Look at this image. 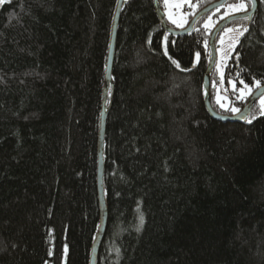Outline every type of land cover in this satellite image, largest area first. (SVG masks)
Masks as SVG:
<instances>
[{
	"label": "trees",
	"instance_id": "obj_1",
	"mask_svg": "<svg viewBox=\"0 0 264 264\" xmlns=\"http://www.w3.org/2000/svg\"><path fill=\"white\" fill-rule=\"evenodd\" d=\"M217 1L193 0L188 24ZM240 1L248 12L250 1L230 3ZM257 1L251 22L232 23L247 30L226 68L227 81L252 87L264 86ZM117 3L0 4V264H90ZM224 10L176 37L162 28L154 0L125 1L108 95L109 221L97 264H264V116L222 123L204 102L214 31L206 23Z\"/></svg>",
	"mask_w": 264,
	"mask_h": 264
},
{
	"label": "water",
	"instance_id": "obj_2",
	"mask_svg": "<svg viewBox=\"0 0 264 264\" xmlns=\"http://www.w3.org/2000/svg\"><path fill=\"white\" fill-rule=\"evenodd\" d=\"M125 1L126 0H118V3H117L116 12H115L114 20H113L110 49H109L106 75H105L103 107H102V115H101L99 140H98V175H97V187H98L101 221H100L99 231H98V234H97L94 246H93L90 264H97L100 248L104 241L107 227H108V221H109V212H108V206H107L106 189H105V181H104L105 179V140H106V131H107V121H108L109 113H110L111 106H112V103L110 107L108 106V95H109L110 88L114 87L113 66H114V60H115V54H116L119 25H120V20H121ZM231 1L232 0H220V1H217L207 6L206 8L201 10L199 13H197L194 16V18L191 20V22L188 24V26L182 31L175 30L168 24L164 10L162 8L161 0H154V6H155L156 14L159 18V22L162 28L165 30V32L171 36L181 37V36H186L192 33L200 20H202L203 18H205L212 12L225 7ZM248 1H250L252 4L251 9L248 12L229 17L226 20L222 21L214 29V31L212 32L211 38H210V47H211L212 57L208 65V68L206 70V74H205L204 102H205L206 109L209 115L211 116V118L214 119L215 121L222 122V123H243L245 122V120L239 119V116L242 113H246L251 104L256 105L258 100L264 95V86H262L257 91H255L252 97L247 101L244 108L237 115H230V116L222 115L218 113L213 106L212 75L215 70L216 61H217V39L220 33L232 23L240 21V20H246V19L249 20L250 22L252 21L253 17L255 16L258 10L259 4L257 0H248Z\"/></svg>",
	"mask_w": 264,
	"mask_h": 264
},
{
	"label": "rangeland",
	"instance_id": "obj_3",
	"mask_svg": "<svg viewBox=\"0 0 264 264\" xmlns=\"http://www.w3.org/2000/svg\"><path fill=\"white\" fill-rule=\"evenodd\" d=\"M164 13L168 24L175 30L182 31L188 25L189 15L195 9L193 5V0H168L169 5H179V7H169L166 6L165 0H162ZM244 2H234L225 6L223 13L216 15H211L207 20V27L209 31L214 30L217 26L216 23L221 20H226L229 17L245 13V11H233L232 9L238 7L239 3ZM246 4V2H244ZM247 9V4H246ZM169 13H172L176 19H181L185 21L182 27H178L176 24L172 23V20L169 19ZM244 28L241 25L231 24L225 28L219 35L217 39V61L214 70V80L212 79V87L214 89V103L218 107L220 112H227L231 115H237L238 113H233L230 111L231 107H237L238 103L249 100L252 95L259 88L249 86L251 89L250 95H240V90L244 89V85H239L237 81L226 79V68L231 60L233 53L235 52L239 42L241 41L244 35ZM242 33V34H241ZM235 84V89L233 88ZM255 86V85H254ZM247 91V90H245ZM264 99V95L258 100L255 110L253 113L256 118L262 117L259 113L260 101ZM221 104L224 107H221ZM240 109V108H239ZM255 118V119H256ZM252 119V120H255Z\"/></svg>",
	"mask_w": 264,
	"mask_h": 264
},
{
	"label": "snow or ice",
	"instance_id": "obj_4",
	"mask_svg": "<svg viewBox=\"0 0 264 264\" xmlns=\"http://www.w3.org/2000/svg\"><path fill=\"white\" fill-rule=\"evenodd\" d=\"M4 2H5V0H0V4H3ZM165 3H166V6H169V7H179V5H169L168 4V0H165ZM232 10L233 11H246V4L244 2H241V3H239L238 7H235ZM169 19H171L172 20V23L176 24L178 27H182L183 26V23L185 22L183 20V18H181L179 20L176 19L175 16L172 13H169ZM246 30L247 29H245V31ZM196 55H197V58H198L199 57V53H197ZM173 63L176 64L177 67H179V64H178L177 61L173 60ZM239 83L242 84V85H244V89L240 90V95L241 96L250 95L251 94V89H250L249 85L248 84H245L243 80L239 81ZM260 84H261L260 81H256L255 82V87L259 88L260 87ZM233 88L235 89V84H233ZM245 90H247V91H245ZM221 107H224V105L221 104ZM254 107H255V104H251L249 106L248 111L246 113H242L239 116V119L245 120L248 123H251L252 122V119H255L256 118L255 114L252 111V109ZM230 111L233 112V113H240L241 112V110L239 108H237V107H231L230 108ZM259 113H260V115L264 116V99H262L260 101ZM140 222H141V224L143 223V216L140 217Z\"/></svg>",
	"mask_w": 264,
	"mask_h": 264
}]
</instances>
